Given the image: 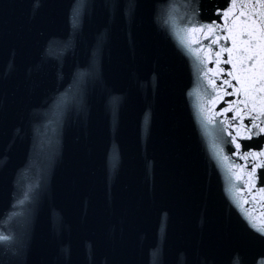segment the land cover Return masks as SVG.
<instances>
[{"label":"water","instance_id":"95a60500","mask_svg":"<svg viewBox=\"0 0 264 264\" xmlns=\"http://www.w3.org/2000/svg\"><path fill=\"white\" fill-rule=\"evenodd\" d=\"M262 130L259 0H0V264H264Z\"/></svg>","mask_w":264,"mask_h":264},{"label":"snow or ice","instance_id":"6c2138e0","mask_svg":"<svg viewBox=\"0 0 264 264\" xmlns=\"http://www.w3.org/2000/svg\"><path fill=\"white\" fill-rule=\"evenodd\" d=\"M233 2H235V0H233ZM259 2L262 3V4H264V0H259ZM207 27H208V28H211L212 25H208ZM218 39H219V38H217V40H218ZM212 43H216V41H212ZM223 50H224V51H227L228 49L225 48V49H223ZM227 62H228V61L226 60L225 63H227ZM222 71H223V70H222ZM229 74H231V73H229ZM224 83H229V82H228L227 80H225ZM228 94L231 95V93H228ZM224 111H227V109H224ZM262 131H264V130H262ZM239 147H240V145L237 144V148H239ZM244 155L246 156V155H248V154L245 153ZM262 191H264V189H262Z\"/></svg>","mask_w":264,"mask_h":264}]
</instances>
